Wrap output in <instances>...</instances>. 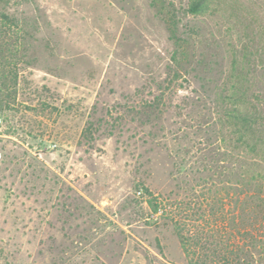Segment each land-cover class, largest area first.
I'll return each instance as SVG.
<instances>
[{"label":"rangeland","instance_id":"374dc122","mask_svg":"<svg viewBox=\"0 0 264 264\" xmlns=\"http://www.w3.org/2000/svg\"><path fill=\"white\" fill-rule=\"evenodd\" d=\"M213 1V13L184 20L215 40L247 23L264 38V0L238 7L247 20ZM8 10L33 22L36 59L0 111V264H185L153 204L206 174L216 51L212 70L179 77L142 125L127 106L157 93L173 48L150 0H13Z\"/></svg>","mask_w":264,"mask_h":264},{"label":"trees","instance_id":"16d2710c","mask_svg":"<svg viewBox=\"0 0 264 264\" xmlns=\"http://www.w3.org/2000/svg\"><path fill=\"white\" fill-rule=\"evenodd\" d=\"M222 1L238 11L235 20L248 19L238 7L248 8L250 0ZM12 2L0 0V111L15 102L20 69L36 59L33 22L10 12ZM213 2L186 0L177 6L174 0H150L172 42L169 72L156 84L157 93H140L126 115L142 125L159 118L169 100L166 91L176 90L182 75L210 72V52L216 51V90L203 115L216 147L202 148L206 174L183 197L155 199L153 208L173 225L185 264H264V38L247 23L241 32L229 26L215 40L214 31L184 20L213 13Z\"/></svg>","mask_w":264,"mask_h":264}]
</instances>
